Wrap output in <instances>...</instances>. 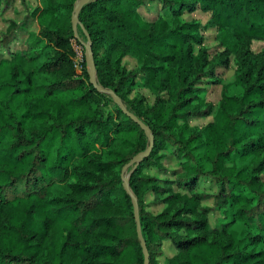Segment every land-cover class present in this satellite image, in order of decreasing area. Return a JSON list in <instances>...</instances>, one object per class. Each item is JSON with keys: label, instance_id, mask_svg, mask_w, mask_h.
Instances as JSON below:
<instances>
[{"label": "trees", "instance_id": "1", "mask_svg": "<svg viewBox=\"0 0 264 264\" xmlns=\"http://www.w3.org/2000/svg\"><path fill=\"white\" fill-rule=\"evenodd\" d=\"M12 1L0 0V9ZM75 1L37 6L30 16L40 30L29 32L26 49L0 59V264L145 263L123 167L150 140L91 81L85 60L77 72ZM154 1L169 14L146 18L139 9ZM197 10L210 14L204 25L183 19ZM18 27L11 20L0 43L13 42ZM203 27L216 29L219 55L237 64L214 114L201 96L211 63ZM78 30L89 35L96 82L154 136L129 176L150 264H159L166 240L176 251L166 264H264V50L251 48L264 42V0H92ZM126 56L135 69L122 64ZM139 73L153 103L131 97ZM211 115L203 126L191 123ZM168 148L181 171L160 181L147 170L164 169ZM202 178L216 192L197 191ZM148 193L165 205L161 212L147 210ZM215 210L224 220L212 225Z\"/></svg>", "mask_w": 264, "mask_h": 264}, {"label": "rangeland", "instance_id": "2", "mask_svg": "<svg viewBox=\"0 0 264 264\" xmlns=\"http://www.w3.org/2000/svg\"><path fill=\"white\" fill-rule=\"evenodd\" d=\"M48 0H13L11 5L4 8L3 5L0 9V40L3 38L4 34L7 32V28L10 25L11 20L17 21L19 23V27L16 29L17 37L11 42L8 46H4L0 43V59L5 57H10L12 53L18 52L21 49H26V38L30 31L38 32L40 30V24L36 18L30 16L31 12L37 7H44ZM80 0H76L78 2ZM140 12L148 19L154 20L158 15L167 16L169 14L168 9H162V4L159 1L148 2L144 6L140 7ZM210 14L205 13L201 10H197L193 13H188L183 16L185 20L199 19L204 25L209 20ZM28 17V18H27ZM216 29L212 27H203L202 35H203V43L207 49L209 54V58L211 60L210 67L207 69L208 75L205 77V84L202 86L205 87L203 92L201 93L202 98L206 101H210L213 103L214 111L213 114L219 107V103L222 96L223 85L228 84L235 79V73L237 69L236 57L234 55L229 57L227 61L225 57H221L219 53L224 49V47L220 44L219 40L216 37ZM78 35L81 37V41L78 42L77 39H73V46L76 50V55H78L79 61V69H77L78 73H82V63L86 61V53L84 43H88V37L84 32H79ZM252 50L255 53H259L264 50V42H253ZM76 57V56H75ZM94 59V56H93ZM227 61V62H226ZM123 65L127 66L130 69H135L137 67V61L131 56H126L122 62ZM86 67L90 74L91 66L86 61ZM96 67V65H95ZM214 75V76H213ZM142 73H139V76L136 81V85L133 88V92L131 97L137 95H143L146 98V101L149 103H153L155 100V96L151 93V91L144 88L141 81ZM219 79L220 83L211 82L212 79ZM240 92V88L238 86H232L230 88L231 94H238ZM109 109H112L110 106ZM213 119V115L205 118H195L191 120L192 124L203 126L210 122ZM161 153L164 154L162 158V162L164 164V169H156L152 168L147 170L148 173L155 175L160 179V181L164 180H175L176 173L181 171V162L176 159L173 155V152L170 148L163 150ZM264 177V174H263ZM176 191L180 189L177 188L176 185H173ZM199 192H216V183L210 178H202L199 186L196 189ZM182 191V190H180ZM146 208L147 210L153 213H159L165 207L161 202H157L154 200V196L152 193H148L146 195ZM205 205H212L213 200L204 201ZM210 221L212 225L220 224L224 220V214L222 211L215 210L210 213ZM175 246L172 241L166 240L163 242L162 246V255L158 258L159 264H166V259L173 256L175 254L174 250Z\"/></svg>", "mask_w": 264, "mask_h": 264}, {"label": "water", "instance_id": "3", "mask_svg": "<svg viewBox=\"0 0 264 264\" xmlns=\"http://www.w3.org/2000/svg\"><path fill=\"white\" fill-rule=\"evenodd\" d=\"M92 0H80L78 2H76L75 7H74V12L72 15V22H73V27L75 30V34L77 37H79L78 35V23H79V13L82 9V7L84 5H86L87 3H89ZM85 33L86 30L83 29ZM88 37V43H84L85 46V53H86V61L90 64L91 66V71H90V79L91 81L101 90L107 91L109 92L114 100L121 105V107L123 108L124 112L127 113L130 117H132L134 119L135 122H137L144 130L145 133L147 135V137L150 140V144L148 146V148L142 152H139L137 155H135L133 157V159L126 164L123 167V177H124V187L126 189V191L128 193L131 194L132 197V201L134 204V209H135V218L137 221V233H138V238L141 242V246L145 255V263L144 264H150V254H149V250L147 247V243L145 240V237L143 235V231H142V226H141V221H140V211H139V205H138V200L137 197L135 196L134 192L132 191L130 184H129V176L130 174L134 171V169L137 167V165L144 159V157L148 156V154L150 153V151L153 148V144H154V136L152 134L151 128L145 124L143 122V120H141L139 117H137L134 113L130 112L124 105V103L119 99V97L115 94V92L111 89H105L103 88L101 85H99L96 82V67H95V63H94V59H93V49L91 47V43L89 41V35L87 34ZM130 169L128 175H125V172Z\"/></svg>", "mask_w": 264, "mask_h": 264}, {"label": "built area", "instance_id": "4", "mask_svg": "<svg viewBox=\"0 0 264 264\" xmlns=\"http://www.w3.org/2000/svg\"><path fill=\"white\" fill-rule=\"evenodd\" d=\"M76 51V50H75ZM78 55H76V57L74 58V63H75V67L77 68V69H79L78 67H79V61H78Z\"/></svg>", "mask_w": 264, "mask_h": 264}]
</instances>
